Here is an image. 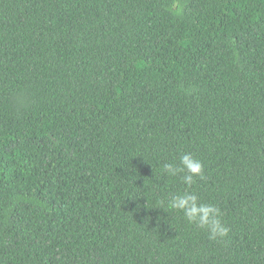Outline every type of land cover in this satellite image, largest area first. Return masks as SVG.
<instances>
[{
	"label": "trees",
	"instance_id": "1",
	"mask_svg": "<svg viewBox=\"0 0 264 264\" xmlns=\"http://www.w3.org/2000/svg\"><path fill=\"white\" fill-rule=\"evenodd\" d=\"M0 264H264V0H0Z\"/></svg>",
	"mask_w": 264,
	"mask_h": 264
},
{
	"label": "clouds",
	"instance_id": "2",
	"mask_svg": "<svg viewBox=\"0 0 264 264\" xmlns=\"http://www.w3.org/2000/svg\"><path fill=\"white\" fill-rule=\"evenodd\" d=\"M171 9L179 14V6L172 4ZM162 171L169 177H180L186 186L196 182L202 177L204 166L201 160L191 153H184L179 157L178 164L165 163ZM162 208L172 212H179L189 224L207 232L209 240L222 241L228 237L230 229L221 220L219 207L203 202L199 196L190 191L173 194L166 200H160Z\"/></svg>",
	"mask_w": 264,
	"mask_h": 264
}]
</instances>
